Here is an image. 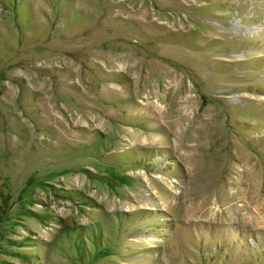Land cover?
<instances>
[{"label": "rangeland", "instance_id": "obj_1", "mask_svg": "<svg viewBox=\"0 0 264 264\" xmlns=\"http://www.w3.org/2000/svg\"><path fill=\"white\" fill-rule=\"evenodd\" d=\"M0 264H264V0H0Z\"/></svg>", "mask_w": 264, "mask_h": 264}]
</instances>
